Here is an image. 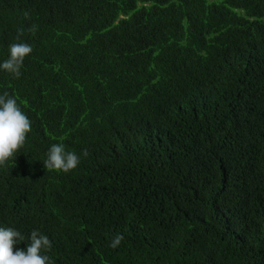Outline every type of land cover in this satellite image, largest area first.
I'll use <instances>...</instances> for the list:
<instances>
[{
	"label": "trees",
	"instance_id": "1",
	"mask_svg": "<svg viewBox=\"0 0 264 264\" xmlns=\"http://www.w3.org/2000/svg\"><path fill=\"white\" fill-rule=\"evenodd\" d=\"M12 43L14 251L37 230L48 264H264V0H0V64ZM53 144L78 166L47 170Z\"/></svg>",
	"mask_w": 264,
	"mask_h": 264
},
{
	"label": "clouds",
	"instance_id": "2",
	"mask_svg": "<svg viewBox=\"0 0 264 264\" xmlns=\"http://www.w3.org/2000/svg\"><path fill=\"white\" fill-rule=\"evenodd\" d=\"M25 15L27 16V13ZM29 31L35 33L36 26H31ZM23 34V29L18 30L17 39ZM32 51V47L27 43H12L9 46V57L0 64V68L18 78L25 57ZM30 131L31 121L21 111L16 99L8 96L7 93L0 95V165H4L21 149ZM83 155L87 157V150H84ZM43 162L47 170L67 173L78 166L80 158L74 152H67L63 144H53L47 159ZM29 239L30 243L26 251L23 249L14 251V245L23 241L24 237L11 227H0V264H48L49 257L42 252L51 248L49 237L32 230ZM123 239L122 234H117L112 239L110 247L117 248Z\"/></svg>",
	"mask_w": 264,
	"mask_h": 264
}]
</instances>
